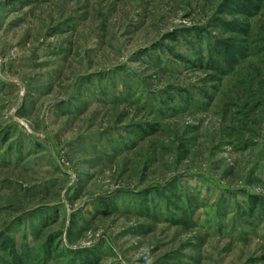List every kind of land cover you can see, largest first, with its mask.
<instances>
[{"label": "rangeland", "instance_id": "1", "mask_svg": "<svg viewBox=\"0 0 264 264\" xmlns=\"http://www.w3.org/2000/svg\"><path fill=\"white\" fill-rule=\"evenodd\" d=\"M0 264H264V0H0Z\"/></svg>", "mask_w": 264, "mask_h": 264}]
</instances>
